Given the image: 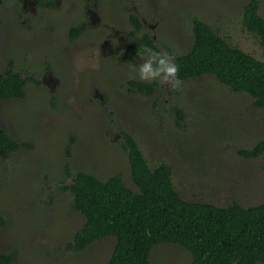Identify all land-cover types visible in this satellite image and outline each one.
I'll list each match as a JSON object with an SVG mask.
<instances>
[{
  "label": "rangeland",
  "instance_id": "obj_1",
  "mask_svg": "<svg viewBox=\"0 0 264 264\" xmlns=\"http://www.w3.org/2000/svg\"><path fill=\"white\" fill-rule=\"evenodd\" d=\"M0 0V71L8 67L33 78L23 98L0 100V126L22 146L0 156V251L15 250L14 264H103L115 238L106 237L79 252L71 239L84 224L71 209L63 161L72 172L99 179L130 177L123 129L137 141L149 165L171 167L175 190L188 201L242 206L264 201V157L245 158L242 149L264 138V107L234 92L213 76L182 81L180 90L159 88L130 94L133 62L120 52L138 34L136 14L163 51L186 52L192 18L217 29L231 44L257 59V38L242 24L249 0ZM264 18V0H256ZM86 23L75 40L71 26ZM175 108L182 113L175 123ZM177 244H158L149 264H190ZM264 264V263H258Z\"/></svg>",
  "mask_w": 264,
  "mask_h": 264
},
{
  "label": "trees",
  "instance_id": "obj_2",
  "mask_svg": "<svg viewBox=\"0 0 264 264\" xmlns=\"http://www.w3.org/2000/svg\"><path fill=\"white\" fill-rule=\"evenodd\" d=\"M48 2L49 6L54 5L53 0ZM129 19L138 34L120 52L124 61L137 60L144 46L163 51L151 33L142 30L136 14H130ZM242 24L257 38L263 59L231 45L198 16L192 18L191 47L181 54H169L176 57L182 81L211 75L230 90L249 95L255 107L263 108L264 18L258 12L256 0H249L244 6ZM85 29V22L71 26L69 38L75 40ZM30 81L33 78L11 67L0 71V100L23 98L25 85ZM158 88L155 81L130 78L126 89L130 94L151 96ZM175 112V123L180 126L182 113L177 108ZM119 133L118 141L126 152L136 189L127 187L120 174L102 180L89 172H72L69 152L66 153V181L61 189L70 195L71 209L84 218V224L71 239L73 252L111 236L115 244L103 264H149L151 250L158 244L180 245L190 254V264L264 263V201L248 206L232 201L219 206L185 200L173 186L170 165L160 162L150 168L135 138L123 129ZM21 146L0 126L1 157L8 158ZM239 154L245 158L264 157V138ZM5 223L0 213V228ZM14 262L15 250L0 251V264Z\"/></svg>",
  "mask_w": 264,
  "mask_h": 264
},
{
  "label": "clouds",
  "instance_id": "obj_3",
  "mask_svg": "<svg viewBox=\"0 0 264 264\" xmlns=\"http://www.w3.org/2000/svg\"><path fill=\"white\" fill-rule=\"evenodd\" d=\"M141 56L142 63L132 67L136 78L147 83L155 81L161 88H182L183 82L178 77L179 66L174 55L144 46Z\"/></svg>",
  "mask_w": 264,
  "mask_h": 264
}]
</instances>
